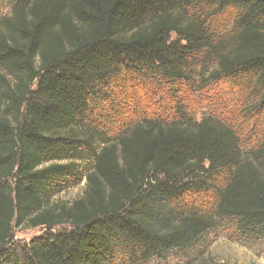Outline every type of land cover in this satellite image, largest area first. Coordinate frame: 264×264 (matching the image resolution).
<instances>
[{
	"label": "trees",
	"instance_id": "16d2710c",
	"mask_svg": "<svg viewBox=\"0 0 264 264\" xmlns=\"http://www.w3.org/2000/svg\"><path fill=\"white\" fill-rule=\"evenodd\" d=\"M197 71L264 99V0H17L0 20V264H145L224 222L264 240V147L245 152L231 125L182 106L113 139L87 124L102 89ZM82 148L84 194L56 204ZM16 227L45 232L20 247Z\"/></svg>",
	"mask_w": 264,
	"mask_h": 264
},
{
	"label": "rangeland",
	"instance_id": "374dc122",
	"mask_svg": "<svg viewBox=\"0 0 264 264\" xmlns=\"http://www.w3.org/2000/svg\"><path fill=\"white\" fill-rule=\"evenodd\" d=\"M16 1L0 0V20L11 14ZM209 12V8H204L200 16ZM229 19L228 13L217 14L208 18L206 24L211 32L218 34L229 27ZM172 38L175 39V36ZM211 70V66L205 67L200 74L207 77ZM191 78H194L191 82L180 83L143 79L119 81L115 87L102 89L100 97L91 101L87 124L113 139L135 122L170 118L173 109L182 106L194 122L210 117L231 125L238 133L245 152H256L264 147V99L261 92L256 93L253 87H246L243 83L222 81L203 84L198 71ZM99 142L98 139L92 143L94 149L98 148ZM92 157L91 152L83 148L74 155L76 176L71 177V187L55 196L54 203L71 205L82 198L86 180L77 183L76 177L93 169ZM59 229L69 231L70 227ZM44 232L42 228L16 227L15 242L20 247L28 245ZM19 252L17 249L15 255ZM145 264H264V240L241 238L233 230L232 222H224L192 248L172 251Z\"/></svg>",
	"mask_w": 264,
	"mask_h": 264
}]
</instances>
